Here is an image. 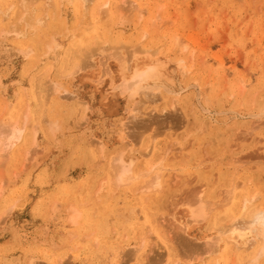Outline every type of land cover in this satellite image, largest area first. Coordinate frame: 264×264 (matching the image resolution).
I'll return each mask as SVG.
<instances>
[{
	"label": "rangeland",
	"instance_id": "374dc122",
	"mask_svg": "<svg viewBox=\"0 0 264 264\" xmlns=\"http://www.w3.org/2000/svg\"><path fill=\"white\" fill-rule=\"evenodd\" d=\"M19 1L0 0V127L12 120L18 126L28 120L29 127L24 124L23 136L8 151L0 143L5 155L0 156V264H49L47 256L53 253L55 259L73 264H223L224 244L217 254L197 256L179 250L171 236L183 224H193L183 231L194 243L216 234L209 217L193 222L184 204L197 189L196 195L213 201L209 206L221 222L240 206L233 208L231 202L240 203L251 192H258L255 205L264 206V0H109L105 7L103 0H92L87 12L80 0ZM94 8L103 17L83 31V21L97 14ZM23 14H33V24L25 23ZM10 24L20 25L21 33L6 31ZM134 46L149 75L155 72L146 80L120 72L119 55L128 58ZM33 135L36 154L28 145ZM118 166L130 169L134 178L119 183ZM159 169L162 185L151 190L148 181ZM81 193L89 198L86 208L92 207L93 219L87 225L82 218L80 229L69 223L66 204ZM53 200H60L59 208L51 212ZM161 219L174 227L163 228ZM141 240L144 246L138 249ZM256 249L257 244L231 253L228 264Z\"/></svg>",
	"mask_w": 264,
	"mask_h": 264
},
{
	"label": "bare ground",
	"instance_id": "6f19581e",
	"mask_svg": "<svg viewBox=\"0 0 264 264\" xmlns=\"http://www.w3.org/2000/svg\"><path fill=\"white\" fill-rule=\"evenodd\" d=\"M21 1V0H20ZM19 1V2H20ZM23 1V0H22ZM34 1H36V0H33V3H34ZM44 1V0H43ZM49 1V0H48ZM47 1V2H48ZM81 2V4H83L82 6L84 7L83 8V11L85 10L86 12L88 11L87 9L89 8V6H88V8H87V6L86 5H88L89 3H90V1H92V0H80ZM101 1V0H100ZM125 1V0H124ZM132 1V0H131ZM137 1V0H136ZM26 2H30V0H28V1H26ZM31 2H32V0H31ZM30 2V3H31ZM103 2V3H102ZM108 2H109V0L107 1V0H103V1H101V3H102V5L101 6H103V7H105L104 5H106L107 6V4H108ZM111 3L113 2V1H110ZM115 2V1H114ZM9 3V5L8 6H10V2H8ZM7 3V4H8ZM18 3V2H17ZM29 3V4H30ZM46 3V2H45ZM45 3H43L42 2V4H44L45 5ZM97 3V4H98ZM124 3V2H123ZM132 3H134L133 1H132ZM21 4V3H20ZM41 4V5H42ZM48 4H51V3H49L48 2ZM98 4V5H99ZM113 4V3H112ZM120 4H122V2L120 3ZM125 4V3H124ZM136 4V3H135ZM141 4V3H140ZM26 3L25 4H23V6H25L26 7ZM52 5V4H51ZM90 5V4H89ZM99 5V6H100ZM126 5V4H125ZM134 4H132V6H133ZM22 5H19V7H21ZM23 6H22V8H23ZM30 6V5H29ZM46 6V5H45ZM44 6V7H45ZM85 6H86V8H85ZM131 6V7H132ZM137 6V5H136ZM142 6V5H141ZM24 7V8H25ZM96 7V6H95ZM116 7H119L118 5L116 6ZM4 8V7H3ZM10 9H11V7H9ZM21 8V9H22ZM26 8H28V7H26ZM47 8V7H46ZM97 8V7H96ZM96 8H94V10H95V13H96V11H97V14L95 15V16H91L90 18L88 17L85 21H83L84 22V24L82 23V25L81 26H83L85 29H83V31L84 30H86V29H88L89 27H91V26H95V24L100 20L99 19V15H100V13L101 12H98L99 11V9L98 10H96ZM126 8V7H125ZM124 8V9H125ZM133 8V7H132ZM137 8V7H136ZM90 9V8H89ZM103 9V8H102ZM106 9V8H105ZM133 9H135V8H133ZM133 9H131V11L133 10ZM138 9H140V7H138ZM3 10V9H2ZM26 10V9H25ZM32 10V9H31ZM46 10V9H45ZM93 10V11H94ZM127 10V9H126ZM21 11H24V10H21ZM102 11V10H101ZM128 11H130L129 10V8H128ZM139 11V10H138ZM140 11L141 12H139V13H142L143 11H142V9H140ZM9 12V11H8ZM7 12V13H8ZM42 12H44V11H42ZM41 12V13H42ZM29 14H30V11L28 12ZM32 13V12H31ZM104 13V15H105V12H103ZM106 13H108V12H106ZM132 13V12H131ZM44 14H46V13H44ZM43 14V15H44ZM82 14V13H81ZM87 14V13H86ZM136 14V13H135ZM42 15V14H41ZM41 15L39 14L38 16H40L41 17ZM52 15V14H51ZM151 15V14H150ZM19 16V15H18ZM23 16H24V14H23ZM27 16H29L28 14H27ZM31 16H33V14L31 15ZM31 16L30 17H23V18H21V19H23V21L26 23V22H32V19H31ZM100 16H102L103 17V15L101 14ZM21 17H22V14H21ZM86 17V16H85ZM136 17V16H135ZM139 17V16H138ZM1 18H2V16H1ZM101 18V17H100ZM4 19V18H3ZM102 19V18H101ZM153 19H154V17H153ZM35 20V19H34ZM88 20H89V22H88ZM20 21H22V20H20ZM38 20H36V22H37ZM42 21V20H41ZM44 21V20H43ZM15 22H17V21H15ZM18 22H19V20H18ZM41 23V22H40ZM43 23V22H42ZM123 23V22H122ZM18 24V23H17ZM17 24H10V26L12 27V28H10V26H8V28L9 29H7L6 31H14V35L16 34V35H18L19 33H21L20 32V28L21 27H19ZM27 24H29V23H27ZM32 24H33V22H32ZM34 24H35V22H34ZM45 24V23H44ZM121 24V23H120ZM24 25V24H23ZM23 25H22V27H23ZM29 25H31V24H29ZM37 25V24H36ZM85 25V26H84ZM118 25V24H117ZM123 24H121V26H122ZM6 26V25H5ZM40 26V25H39ZM78 26H80V25H78ZM124 26V25H123ZM149 26H151V25H149ZM2 26H0V29H1V31H2V29L3 28H1ZM125 27V26H124ZM19 28V29H18ZM34 28V27H33ZM79 28V27H78ZM96 29V28H95ZM94 29V30H95ZM75 30V29H74ZM80 30V29H79ZM5 31V32H6ZM21 31L23 32L24 30L23 29H21ZM80 31H82V29L80 30ZM79 31V32H80ZM76 32V31H75ZM78 32V33H79ZM123 32V31H122ZM12 33V32H11ZM81 33V32H80ZM79 33V34H80ZM97 33V32H96ZM5 34V33H4ZM6 34H7V32H6ZM33 34V33H32ZM60 34V33H59ZM75 34V33H74ZM77 34V33H76ZM78 34V35H79ZM86 34H88L87 33V31H86V33H85V35ZM13 35V34H12ZM55 35V34H54ZM84 35V36H85ZM143 35H146V32L144 31V33L142 34V36ZM22 36V35H21ZM188 36V35H187ZM192 36V35H191ZM14 37H16V36H14ZM190 37V36H189ZM1 38H3L2 36H1ZM141 38H143V37H141ZM176 40H174L173 42H174V44L176 43V41H177V44H178V40H177V38H175ZM188 39V38H187ZM190 39V38H189ZM36 40V39H35ZM49 40H52L51 38H49ZM172 40V39H171ZM182 41H184V40H182ZM46 42L48 43V41L46 40ZM45 42V43H46ZM88 42V41H87ZM86 42V43H87ZM196 42H198V41H196ZM46 43V44H47ZM86 43H85V45H86ZM184 43V44H183ZM49 44V43H48ZM88 44V43H87ZM180 44H181V42H180ZM182 44L183 45H185L184 47L186 48V46L188 45H186L185 44V41L184 42H182ZM51 45V44H50ZM84 45V46H85ZM105 45H106V43H105ZM29 46V45H28ZM47 46V45H46ZM104 46V45H103ZM179 46V45H178ZM2 47V46H1ZM45 47V46H44ZM48 47V46H47ZM86 47V46H85ZM98 47V46H97ZM100 47V46H99ZM115 47V46H114ZM123 47V46H122ZM135 47V46H134ZM137 47H139V46H137ZM7 48H9V47H7ZM7 48H6V50H7ZM29 48V47H28ZM183 48V47H182ZM17 49V48H16ZM24 49V48H23ZM22 49V50H23ZM45 49V48H44ZM104 49V48H103ZM112 49H114L115 50V52H117V50H116V48H112ZM132 49V48H131ZM137 48L135 47V49H133L132 50V55L131 56H129L128 58L126 57H122L121 56V54L119 55V61H120V72L121 73H123L122 75H124L125 73H127V72H130V73H132L133 75H135V74H140L141 76H142V79H144V80H146L147 79V77L149 76H151V74L152 75H155V72L153 71V73H151V71H150V75H149V73L147 72V70L145 69L146 68V66H145V63H144V61L142 60V59H140L139 58V55H137V54H139V52L136 50ZM145 49V48H144ZM143 49V50H144ZM178 49V48H177ZM9 50V49H8ZM25 50H27V48L25 49ZM78 50V49H77ZM85 50V49H84ZM87 50V49H86ZM105 50V49H104ZM140 50V49H139ZM156 50V49H155ZM29 51H31V50H29ZM71 51V50H70ZM83 51V50H82ZM124 51H127V49L126 50H124ZM149 51V50H148ZM147 51V52H148ZM22 52V51H21ZM24 52V51H23ZM45 52H46V50H45ZM114 51L112 50L111 52H110V54L111 53H113ZM150 52V51H149ZM149 52H148V54H149ZM25 53H28V51H26V52H24V53H22L23 55L25 54ZM71 53V52H70ZM76 53H77V51H76ZM128 53V52H127ZM141 53V52H140ZM150 53H157V52H150ZM4 54V53H3ZM30 54V53H29ZM34 54V53H33ZM83 54V53H82ZM26 55V54H25ZM32 55V54H31ZM90 55V54H89ZM29 56V55H28ZM80 56V55H79ZM78 56V57H79ZM85 56V55H84ZM86 56H88V55H86ZM117 57V56H116ZM85 58V57H84ZM118 58V57H117ZM80 59V58H79ZM83 59V58H82ZM127 59V60H126ZM86 60H87V58H86ZM90 60V59H89ZM185 60H187V59H185ZM184 60V58L182 59V58H180L179 57V60L178 61H185ZM82 61V60H81ZM117 61V60H116ZM84 62V61H83ZM88 62V61H87ZM87 62H85V63H83L84 64V66H85V64L87 63ZM92 62V61H91ZM100 62V61H99ZM90 62H88V64H89ZM103 63V62H102ZM180 63H183V62H180ZM75 64H77V63H75ZM79 64V63H78ZM83 64H81V66L79 67L80 69H83L82 68V65ZM93 64V63H92ZM87 65V64H86ZM94 65V64H93ZM186 65V64H185ZM78 66V65H77ZM107 66V65H106ZM181 66H184L183 64L181 65ZM190 66V65H189ZM91 67H92V65H91ZM75 68V67H74ZM107 68V67H106ZM103 69V68H102ZM102 69H101V73H103L102 72ZM104 70H105V68H104ZM107 70H108V68H107ZM74 72V71H73ZM105 72H107V71H105ZM108 72H110V71H108ZM181 72H183V71H181ZM187 72V71H186ZM40 74H42V73H40ZM94 74H96V73H94ZM99 75V74H98ZM40 76V75H39ZM45 76H46V74H45ZM94 76V75H93ZM96 76V75H95ZM102 76V75H101ZM100 76V77H101ZM36 77H38L37 75H36ZM99 78V77H98ZM38 79H35L34 81L36 82ZM92 80V79H91ZM94 80V79H93ZM102 80V79H101ZM123 80V79H122ZM41 81V80H40ZM101 82V81H100ZM111 82V81H110ZM121 82V81H120ZM124 82V81H123ZM128 82V81H127ZM37 83V85H38V82H36ZM42 83V82H41ZM40 83V84H41ZM133 83V82H132ZM132 83H126L125 85L126 86H130V84H132ZM44 84V83H43ZM244 84V83H243ZM46 85V84H45ZM120 85V84H119ZM123 85V84H122ZM38 86H40V85H38ZM37 86V87H38ZM118 86V85H117ZM49 87H50V85H49ZM48 87V88H49ZM54 87V86H53ZM120 86H118L117 87V89L119 88ZM145 87V86H144ZM152 87H154V86H152ZM158 87V86H157ZM36 88V87H35ZM111 88V95L113 96V97H115L116 95H117V90L115 91V89H116V86H112V87H110ZM126 89H127V87H125ZM44 89H45V86H44ZM155 89V88H154ZM23 90V89H22ZM52 90V89H51ZM50 90V91H51ZM55 90V89H54ZM157 90H158V88H157ZM34 91H36L37 92V90H34ZM47 91V90H46ZM119 91V90H118ZM146 92H147V90H145ZM144 90H143V92H145ZM152 92H153V88H152V90H151ZM122 92H124V91H122ZM155 92V91H154ZM48 93H49V89H48ZM104 93V92H103ZM149 93V92H148ZM147 93V94H148ZM47 94V93H46ZM49 94H51V93H49ZM49 94H48V96H49ZM140 94L141 93H139V96H140ZM147 94H143L144 96L145 95H147ZM155 93H154V97H155ZM157 95H158V92H157ZM35 96H36V94H35ZM42 96H44V95H42ZM152 96H153V93H152ZM152 96H149V99H150V101L152 100ZM159 96V95H158ZM141 97V96H140ZM151 97V98H150ZM153 97V98H154ZM71 98H73V96L71 97ZM103 98L105 99V98H107V94H105L104 96H103ZM157 98V97H156ZM155 98V99H156ZM159 98V97H158ZM140 99H142V98H140ZM140 99H138V101L140 100ZM147 99H148V97H147ZM148 99V100H149ZM174 99V98H173ZM175 100V99H174ZM173 100V101H174ZM46 101V100H45ZM48 101V100H47ZM46 101V102H47ZM138 101H137V103H138ZM152 101H154V99L152 100ZM151 101V102H152ZM172 101V102H173ZM39 102V101H38ZM136 102V101H135ZM141 102V101H140ZM143 102V101H142ZM141 102V103H142ZM172 102H170L171 104L170 105H173L172 104ZM137 103H136V105H137ZM2 105H3V103H2ZM8 105V104H7ZM6 105V103H5V106H7ZM38 105V104H37ZM139 105H141V104H139ZM20 106H21V104H20ZM138 106V105H137ZM23 107H24V105H23ZM22 108V107H21ZM139 108V107H138ZM87 109V108H86ZM140 109V108H139ZM262 109H264V104H262ZM3 110V109H2ZM261 110V109H260ZM3 111H5V110H3ZM8 111V110H7ZM22 111H24V110H22ZM80 111V110H79ZM137 111V110H136ZM44 113H45V111H44ZM78 114H79V112H77ZM15 114V113H14ZM176 114V113H175ZM24 115V114H23ZM43 116L45 115V114H42ZM139 115V114H138ZM169 116V115H168ZM176 117H177V115H175ZM27 117H28V115L26 116V119H27ZM46 117V116H45ZM85 117V116H84ZM132 117V116H131ZM151 117V116H150ZM28 118H30V117H28ZM34 118V117H33ZM42 118V117H41ZM40 118V119H41ZM47 118V117H46ZM18 119V118H17ZM16 119V120H17ZM22 119H24V118H22ZM35 119V118H34ZM148 119V118H147ZM171 119H173L172 117H171ZM175 119V118H174ZM45 120V119H44ZM51 120V119H50ZM135 120H136V118H135ZM150 120V119H149ZM28 121V120H27ZM27 121H26V123H23V126H18L17 125V122H14L13 123V120H12V124H9V123H11L10 121H8L9 123V125H7V127H5V128H3L5 125H6V123H4L3 124V122H2V124L4 125L2 128H3V130H2V128L0 129V135H1V149H3V148H5V150H7L8 148H10V147H12V145L15 143V140H18L19 138H21L22 136H23V132H22V129L24 128V126L25 125H27ZM131 121V120H130ZM134 121V120H133ZM142 121H143V119H142ZM174 121V120H173ZM21 122H22V120H21ZM36 122V121H35ZM50 122V121H49ZM141 122V121H140ZM145 122V121H144ZM144 122L142 123V124H144ZM29 123V122H28ZM43 123V122H42ZM51 123H53L52 121H51ZM1 124V125H2ZM25 124V125H24ZM38 124V123H37ZM46 124V123H45ZM139 124V123H138ZM146 124V123H145ZM20 125V124H19ZM43 125V124H42ZM52 126H53V124H51ZM51 125H50V128H52L51 127ZM28 126V125H27ZM141 126V125H140ZM29 127V126H28ZM31 127V126H30ZM38 127V126H37ZM142 127V126H141ZM53 128H54V126H53ZM144 128V127H143ZM48 129V128H47ZM139 129V128H138ZM2 130V131H1ZM44 130H46L45 129V127H44ZM54 130V129H53ZM143 130V129H142ZM33 131H34V128H33ZM137 131V130H136ZM49 132V131H48ZM138 132H139V130H138ZM137 132V133H138ZM31 133V132H30ZM47 133V132H46ZM54 133V132H53ZM135 133V132H134ZM48 134H50V133H48ZM52 135V134H51ZM140 135V134H139ZM170 135V134H169ZM34 136L35 135H33V137H32V139H30L31 141H30V143L31 144H28V145H31V151H33V153L35 152L33 149V147H32V144L34 145V143H35V140H34ZM137 136V135H136ZM136 136H134V137H136ZM25 138H27V137H25ZM93 138V137H92ZM28 139V138H27ZM170 141V140H169ZM90 142H92V141H90ZM132 142V141H131ZM150 142V141H149ZM148 142V143H149ZM29 143V142H28ZM92 143H94V141L92 142ZM128 143V142H127ZM151 143V142H150ZM161 143H162V141H161ZM91 144V143H90ZM163 144V143H162ZM167 144V143H166ZM26 145V144H25ZM26 146V147H29V146ZM96 146H97V144H95ZM101 145H103V144H101ZM127 146V145H126ZM25 147V148H26ZM41 147V146H40ZM45 147V146H44ZM150 148H151V146H149ZM148 147V148H149ZM167 147H168V145H167ZM13 148V147H12ZM37 149V148H36ZM165 149V148H164ZM168 149H169V147H168ZM4 150V149H3ZM25 150V149H24ZM23 150V151H24ZM26 150H27V148H26ZM98 151H99V153L101 152V150H102V148H99V149H97ZM169 150H171V149H169ZM8 151V150H7ZM121 151V150H120ZM148 151H150V149H148ZM148 151L144 154V156L148 153ZM164 151V150H163ZM6 152V151H5ZM97 152V151H96ZM27 153H28V151H27ZM31 153V152H30ZM32 153V155L31 156H29L30 157V159H31V157L34 155ZM141 153V152H140ZM158 153V152H157ZM165 153V152H164ZM168 153H169V151H168ZM3 154V151H2V153L0 152V156ZM24 154V153H23ZM29 154V153H28ZM35 154H36V152H35ZM98 154V152L95 154V155H97ZM4 155V154H3ZM8 155V154H7ZM20 155H22L21 153H20ZM25 155V154H24ZM27 155V154H26ZM99 155L100 154H98V157H99ZM117 155H118V153H117ZM153 155V154H152ZM5 156V155H4ZM7 158H8V156H6ZM24 157V156H23ZM116 158H114V160L116 161L117 160V162L118 161H120V157H119V155L118 156H115ZM1 158H5V157H1ZM97 158V157H96ZM113 158H111V159H113ZM6 159V158H5ZM24 159V158H23ZM29 159V158H28ZM102 159V158H101ZM4 160V159H3ZM25 160V159H24ZM32 160V159H31ZM97 160V159H96ZM139 160V159H138ZM29 161V160H28ZM32 162H33V160H32ZM35 162V161H34ZM95 162V161H94ZM96 162H98V161H96ZM116 162V163H117ZM145 162V161H144ZM36 163V162H35ZM81 163V162H80ZM155 163V162H154ZM162 163V162H161ZM109 164H111V163H109ZM113 164V163H112ZM115 164V163H114ZM137 164V163H136ZM120 165H121V163H120ZM139 165V164H138ZM114 166V165H113ZM115 166H116V164H115ZM124 166V165H123ZM112 167V166H111ZM151 167V166H150ZM155 167V166H154ZM113 168H115V167H113ZM140 171V170H139ZM145 171V170H144ZM116 172V175H115V178L117 179V181L119 182V183H121V184H123V182H125L126 181V179H128V178H132V176H133V174H131L130 173V169H125V168H123L122 166H118V170H116L115 171ZM150 172V171H149ZM140 173V172H139ZM138 173V174H139ZM142 173V172H141ZM145 173V172H144ZM144 173H143V175H144ZM137 174V175H138ZM154 174V173H153ZM162 173H161V171H160V169L158 170V171H156V173L154 174V176L152 177V179L150 180V181H148V185H147V188H150L151 190H152V188L153 189H155V187L157 188L156 190H159L158 188H160V186L162 185V183H161V178H162ZM175 175V174H174ZM112 176V175H111ZM177 176V175H176ZM113 177V176H112ZM104 178V177H103ZM133 178H134V176H133ZM151 178V177H150ZM12 179V178H11ZM112 179V178H111ZM137 179V178H136ZM112 180H114V179H112ZM111 180V181H112ZM129 180V179H128ZM130 180H133V179H130ZM9 181H11V180H9ZM8 181V182H9ZM104 181V180H103ZM115 181V180H114ZM12 182V181H11ZM131 182V181H130ZM146 182V181H145ZM13 183V182H12ZM117 183V182H116ZM129 183V182H128ZM98 184V183H97ZM113 184H115V183H113ZM125 184V183H124ZM127 184V183H126ZM103 185L104 184H101V185H99L98 186V191L99 190H102V188H103ZM143 185V184H142ZM116 186V185H115ZM114 186V187H115ZM97 187V186H96ZM199 187V186H198ZM197 187V188H198ZM3 189V188H2ZM138 189H139V187H138ZM150 189H148V190H150ZM195 189V188H194ZM197 191H199L200 192V190L199 189H197L196 190V193L194 194L193 192V196H187V195H185V196H187V197H185V203L184 204H187L188 205V207H189V211H190V213H191V215H192V218L193 219H191V220H193V222H197L198 223V221L201 219V218H205V217H209L210 219H211V224H212V226H210L211 228H210V230L212 231V230H214L215 231V235L214 234H212V236H210L208 239H206V240H204V243H202V244H198L197 243V241H196V243H194L193 241H191V238H189L188 239V237L189 236H184L185 234H184V231H186V230H189V228H191V227H193V224L192 225H181V226H177L176 227V229L177 230H175L174 231V229L172 228L171 230H168L169 231V233H170V235H171V232L170 231H174L175 233L174 234H172V238L175 240V243H179V245H180V247L179 248H182V249H179V250H190L191 252H193V253H196V255L198 256V254L197 253H199V255L200 254H205V253H210V254H217L218 252H220V250H221V248H222V245L221 244H224L223 245V253H222V259H223V264H228V261L230 260V257L233 255L234 256V253H238L239 251L238 250H243V248H247V250H249V249H251L254 245H256L257 244V249L253 252H251V253H249L248 254V256L247 255H243L242 253V255H240L239 256V258H238V260H236L237 261V264H264V206H259V205H255V200L257 199V197H258V192H251L249 195H244V196H242V199H241V202L239 203V201L237 202V200L236 201H232L231 203L232 204H230L233 208H237L238 206L237 205H239L240 204V206L238 207V210L237 209H235V213L231 210V211H228L226 214H225V217H226V215H228L229 214V216H228V218H226V220H224L225 222H221L220 221V218L217 216V214L216 213H213V211H212V209H213V207H210L209 205H210V203H212L213 201H209V200H203L202 199V195H201V193H199L198 195H196L198 192ZM194 192H195V190H194ZM3 193V192H2ZM61 193V192H60ZM59 193V194H60ZM93 193V192H92ZM13 195V194H12ZM83 195V193H81L80 194V196H78L77 197V199L76 200H74V202H67L68 204H66L67 206H66V213H67V218H68V221H69V223L71 224V225H75V226H78L79 227V225L81 224L80 223V221L82 220V218H83V220L84 219H86V221H87V225H89V224H91V220L93 219V214H92V212H91V209H92V207H90V209L89 208H86V206H89L90 204V202L88 203V201H89V198H88V196H87V198L84 196H82ZM92 195V194H91ZM110 195V194H109ZM65 196V195H64ZM231 197V196H230ZM73 198V197H72ZM103 198V197H102ZM55 199V198H54ZM210 199V198H209ZM216 200V199H215ZM221 200V199H220ZM228 200L230 201V198L228 197ZM60 200H53V202H52V204H51V206H50V209H51V212H53V211H56V210H58V208H59V205L57 204L58 202H59ZM183 202H184V200H182ZM181 201V202H182ZM225 201V200H224ZM223 202V201H222ZM228 203V201H225V203ZM51 203V202H50ZM226 203V204H227ZM216 204V203H215ZM224 204V203H223ZM177 205V204H176ZM219 205V204H218ZM217 206V205H216ZM216 206H214V208L216 207ZM64 207V206H63ZM146 208V207H145ZM220 208V207H219ZM232 208V209H233ZM45 209H47V208H45ZM49 209V208H48ZM221 209V208H220ZM218 210V209H217ZM47 211V210H46ZM49 212H50V210H48ZM48 211H47V213H46V216L48 215ZM63 211V210H62ZM6 212V211H5ZM59 213V212H58ZM61 213V212H60ZM43 214V213H42ZM41 214V215H42ZM49 214H51V213H49ZM54 214H55V212H54ZM63 214V213H62ZM151 214V213H150ZM152 214H154V213H152ZM52 216V215H51ZM65 216V215H64ZM159 217H160V215H158ZM66 218V217H65ZM154 218V217H153ZM156 218V217H155ZM189 218V217H188ZM150 219V218H149ZM152 219V218H151ZM3 220V219H2ZM157 220L158 219H156L155 220V222H157ZM186 220V219H185ZM188 220H190V219H188ZM67 221V220H66ZM109 221V220H108ZM151 221V220H150ZM220 221V222H219ZM2 222V221H1ZM151 222H153V219H152V221ZM188 222H190V221H188ZM219 222V223H218ZM171 223H173V222H171ZM151 224V223H150ZM159 224H161V226L163 227V228H165V229H169L168 227H170L169 225H171V224H169V225H167V223L166 222H164V220H162L161 219V221L159 222ZM158 224V225H159ZM174 224V223H173ZM188 224V223H187ZM190 224V223H189ZM145 226H146V224H144ZM148 225V224H147ZM177 225H178V223H177ZM91 226V225H90ZM104 226V225H103ZM119 226V225H118ZM172 226V225H171ZM78 227H76V230H77V228ZM172 227H174V226H172ZM179 227L182 229V230H179ZM80 228V227H79ZM110 228V227H109ZM81 229V228H80ZM149 229V228H148ZM193 229V228H192ZM209 229V228H208ZM73 229H70V231H72ZM111 230V229H110ZM162 230V229H161ZM160 230V233L161 232H163V231H161ZM179 230V232H177ZM184 230V231H183ZM89 231H90V229H89ZM137 231V230H136ZM145 231V230H144ZM180 231H182V233H180ZM147 232V231H146ZM151 232V231H150ZM149 232V233H150ZM164 232H165V235H163V234H161V236L163 235V238L165 239V236H166V238H167V242H169L170 241V235H166L167 234V232L164 230ZM148 233V232H147ZM158 233H159V231H158ZM159 233V234H160ZM69 234H70V232H69ZM144 234H145V232H144ZM158 234V235H159ZM68 235V234H67ZM82 235V234H81ZM147 235V234H146ZM150 235H151V233H150ZM174 235V236H173ZM76 236V234H74L73 233V235H72V238L73 237H75ZM91 236V235H90ZM69 237V236H68ZM116 237V236H115ZM121 237V236H120ZM150 238L152 237V236H149ZM71 238V237H70ZM69 238V239H70ZM171 238V240L173 241L172 243H174V240ZM155 239V238H154ZM193 239V238H192ZM139 241H140V239H138ZM143 240V239H142ZM141 240V244H140V246H138V249H141L143 246H144V241H142ZM157 240V239H156ZM166 240V239H165ZM177 240V241H176ZM194 240V239H193ZM83 242V241H82ZM97 242V241H96ZM95 242V243H96ZM120 242V241H119ZM149 242V241H148ZM159 242V241H158ZM157 242V243H158ZM165 242V241H164ZM38 243V242H37ZM78 243V242H77ZM90 243H92V242H90ZM61 244V243H60ZM73 244V243H72ZM94 244V243H93ZM154 244V243H153ZM169 244V243H168ZM62 245V244H61ZM74 245H75V243H74ZM118 245H119V243H118ZM173 245V244H172ZM176 245V244H175ZM88 246V245H87ZM94 246H95V244H94ZM102 246V245H101ZM148 246H149V244H148ZM154 246V245H153ZM174 246V245H173ZM44 247V246H43ZM49 247L50 246H48L47 248L49 249ZM104 247V246H103ZM129 247V246H128ZM137 247V246H136ZM135 247V248H136ZM159 247H162L161 245H159ZM51 248V247H50ZM57 248V247H56ZM59 248V247H58ZM130 248V247H129ZM134 248V249H135ZM157 248V247H156ZM162 248H164V247H162ZM171 249H172V247H170ZM174 248V247H173ZM176 248H177V246H176ZM176 248H174V250L173 251H175L176 250ZM39 249H41V248H39ZM55 249V248H54ZM70 249V248H69ZM146 249V248H145ZM147 249H149V247L147 248ZM165 249V248H164ZM163 249V250H164ZM46 249H45V247H44V251H45ZM75 250V249H74ZM121 250V249H120ZM39 251V250H38ZM42 251V250H41ZM127 253H128V251L127 250H125ZM134 251H136V250H133L132 252H131V250H130V252H131V254L134 252ZM143 251V250H142ZM148 251V250H147ZM149 251H150V249H149ZM161 251V250H160ZM165 251V253H166V250H164ZM187 251H186V253H187ZM238 251V252H237ZM240 251V252H241ZM49 252V251H48ZM68 252V251H67ZM137 252V251H136ZM146 252V251H145ZM155 252V251H154ZM157 252V251H156ZM155 252V253H156ZM185 252V251H184ZM239 252V253H240ZM243 252V251H242ZM45 253V252H44ZM64 253V252H63ZM77 253H79V252H77ZM76 253V254H77ZM147 253V252H146ZM153 253V252H152ZM177 254L179 253V251L177 250V252H176ZM231 253H233L232 255H231ZM50 254V253H49ZM67 254V253H66ZM70 255H71V252L69 253ZM80 254V253H79ZM110 254V253H109ZM143 254V253H142ZM157 254V253H156ZM173 254H174V252H173ZM46 255V254H45ZM68 255V254H67ZM67 255H65V257L67 256ZM120 255H121V253H120ZM123 255V254H122ZM135 255V254H134ZM145 256H146V254H144ZM158 255V254H157ZM164 255V254H163ZM179 256H180V254H178ZM182 255V254H181ZM191 255H192V253H191ZM195 255V254H194ZM63 255H59V257H62ZM75 256V255H74ZM86 256H88V255H86ZM129 256V255H128ZM130 256H132V255H130ZM151 256V255H150ZM186 256V255H185ZM237 256V255H236ZM247 256V257H246ZM28 257V256H27ZM27 257H25V259L27 258ZM69 257H71V256H69ZM81 257V256H80ZM120 257V256H119ZM142 257V256H141ZM174 257V256H173ZM172 257V258H173ZM184 257V256H183ZM9 258V257H8ZM47 258H48V261L49 262H51V263H49V264H56L57 263V261H58V264H73V263H71V261L69 262V261H63L62 262V259L61 258H58L57 257V259H55V257H54V253H53V256L52 255H49V257L47 256ZM82 258V257H81ZM104 258V257H103ZM122 258V257H121ZM124 258H126V259H128L127 258V256L126 257H124ZM152 258V257H151ZM185 258V257H184ZM237 258V257H236ZM244 258H246V259H244ZM37 259V258H36ZM59 259H61L60 261H59ZM65 258H63V260H64ZM71 259V258H70ZM83 259V258H82ZM81 259V260H82ZM117 259V258H116ZM132 259V258H131ZM156 259L157 258H155V262H156ZM160 258H158V260H159ZM161 259H162V254H161ZM231 259H232V257H231ZM28 260V259H27ZM67 260V259H66ZM73 260H75L74 258H73ZM77 260H78V258H77ZM125 260V259H124ZM128 260H130V259H128ZM127 260V261H128ZM150 260V259H149ZM152 260H153V258H152ZM162 260H164V259H162ZM173 260V259H172ZM179 260V259H178ZM33 261H36V260H33ZM39 261V260H38ZM103 261V260H102ZM120 261V260H119ZM126 260H125V262H127ZM137 261V260H136ZM161 261V260H160ZM186 261V260H185ZM222 261V260H221ZM26 262V261H25ZM31 262L32 261H29V263L28 264H31ZM45 263L44 262V260H41V261H39L38 263H36V264H39V263ZM108 262V261H107ZM129 262V261H128ZM147 262V261H146ZM146 262H145V264H146ZM151 262V261H150ZM173 262V261H172ZM178 262V261H177ZM231 262V261H230ZM33 263V262H32ZM80 263H81V261H80ZM79 263V264H80ZM83 263H85V262H83ZM120 263H121V261H120ZM154 263V262H153ZM159 262H157V264H158ZM232 263V262H231ZM2 264V263H1ZM34 264V263H33ZM45 264H48L47 262L45 263ZM86 264V263H85ZM141 264V263H140ZM166 264H168V263H166ZM169 264H170V262H169ZM178 264V263H177ZM180 264V263H179ZM214 264H217V262H214ZM234 264V263H233Z\"/></svg>",
	"mask_w": 264,
	"mask_h": 264
}]
</instances>
